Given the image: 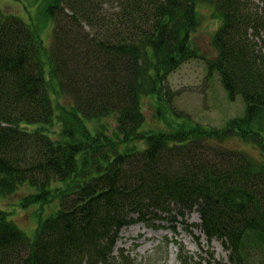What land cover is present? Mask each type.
<instances>
[{
    "label": "trees",
    "instance_id": "1",
    "mask_svg": "<svg viewBox=\"0 0 264 264\" xmlns=\"http://www.w3.org/2000/svg\"><path fill=\"white\" fill-rule=\"evenodd\" d=\"M198 2L219 21L212 58L191 40ZM46 14L48 48L0 10V197L26 188L38 219L29 237L0 208V264H134L112 254L123 226L193 212L226 252L214 264H264V0H46ZM197 57L242 115L141 130V97L165 100L168 74Z\"/></svg>",
    "mask_w": 264,
    "mask_h": 264
},
{
    "label": "rangeland",
    "instance_id": "2",
    "mask_svg": "<svg viewBox=\"0 0 264 264\" xmlns=\"http://www.w3.org/2000/svg\"><path fill=\"white\" fill-rule=\"evenodd\" d=\"M199 24L191 34V40L199 55L212 58L215 50L212 48L211 37L219 25L213 16L212 8L198 2ZM0 10L3 15L14 14L27 24L38 30L45 48L50 46L53 31V21L46 14V0H0ZM206 59L192 58L183 62L177 69L170 72L164 82L163 101H157L158 94L143 95L141 105L145 115L141 130L166 132L179 127L181 123L196 121L203 124L221 127L229 119L241 116L244 105L240 97L230 100L216 73L207 75ZM109 128L114 126L113 116L102 118ZM224 144L259 156L255 146L244 143L236 137H230ZM20 187L16 193L0 197V208L10 212L8 216L17 226L31 237L38 223L34 217L35 204L23 207L19 205L23 197ZM44 208V207H43ZM54 212V211H53ZM41 218L50 212L39 213ZM167 214L150 221H135L123 226L117 233L113 246V255L122 254L133 260L134 264H180L177 253L180 249L193 256L196 264H214L226 260V252L217 240L207 242L200 231L194 226L199 222L197 213L176 216L172 221L166 220ZM134 232H133V231ZM161 233V235H157Z\"/></svg>",
    "mask_w": 264,
    "mask_h": 264
},
{
    "label": "bare ground",
    "instance_id": "3",
    "mask_svg": "<svg viewBox=\"0 0 264 264\" xmlns=\"http://www.w3.org/2000/svg\"><path fill=\"white\" fill-rule=\"evenodd\" d=\"M133 231V230H132ZM135 231V230H134ZM133 231V232H134ZM157 235H161V233H157ZM173 264H174V259H172V261H171Z\"/></svg>",
    "mask_w": 264,
    "mask_h": 264
}]
</instances>
